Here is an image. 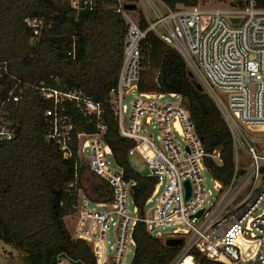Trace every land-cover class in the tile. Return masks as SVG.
Returning <instances> with one entry per match:
<instances>
[{
    "label": "built area",
    "instance_id": "built-area-1",
    "mask_svg": "<svg viewBox=\"0 0 264 264\" xmlns=\"http://www.w3.org/2000/svg\"><path fill=\"white\" fill-rule=\"evenodd\" d=\"M68 3L76 11L93 10L95 5L94 0ZM229 3L233 5L229 10H206L200 5L172 10L163 4L165 13L154 9L155 19L144 18L146 28L142 29L139 18L132 16L135 11L124 8L134 1L116 0L114 11L126 27L122 64L117 84L109 93L110 103L119 135L133 143L127 157H140L149 170L146 177L156 181L146 206L155 198L164 179L166 183L150 211L145 208L144 215H140L132 201V187L136 183L126 181L119 168L109 166L111 150L102 138L105 126L98 124L95 134L76 135L78 160L83 163L81 154L89 152L85 161L87 172L104 182L110 194V201L93 202L94 209H88L86 199L90 200L83 196L84 191L78 188L75 192L72 237L88 244L94 264H124L129 248L135 247L133 231L137 223L144 224L148 234L163 242L181 240L175 264L184 257L192 259L187 255L193 250L220 264H264V0ZM233 19L238 21L234 23ZM25 25L31 29L33 45L50 28L43 18H28ZM148 33L180 54L192 80L210 96L228 126L234 168L227 185L213 179L214 192L204 184V173L210 174L205 159L221 166L220 152L205 151L182 98L177 94L138 91L141 49ZM68 55L74 57V45ZM2 75H8L7 62H0V78ZM12 83L0 97L1 109L19 103L25 92L24 85ZM39 91L50 104L43 114L47 139L68 158L73 126L64 114L63 103L75 102L84 115L97 119L100 106L77 91L47 87H39ZM129 95L135 97L130 109L124 103ZM165 96L175 102L159 104ZM12 127L2 110L0 143L13 138ZM152 129L158 132L159 145L149 135ZM185 181L191 189L188 199ZM68 187L76 188V181ZM110 227L115 231V243L107 256L104 241ZM167 228L171 229L170 234L157 231ZM56 264L77 262L59 256Z\"/></svg>",
    "mask_w": 264,
    "mask_h": 264
},
{
    "label": "trees",
    "instance_id": "trees-1",
    "mask_svg": "<svg viewBox=\"0 0 264 264\" xmlns=\"http://www.w3.org/2000/svg\"><path fill=\"white\" fill-rule=\"evenodd\" d=\"M134 3L137 0H133ZM174 10L177 5L192 7L198 0H159ZM116 0H94L93 10H73L68 0H0V62H7L8 75L0 78V97L12 82L26 87L19 103L4 110L13 123V138L0 143V242L25 254L27 264H56L64 255L71 261L94 264L88 244L67 230L64 218L76 212V189L92 202H108L107 185L94 181L92 193L85 192L87 166L76 156V135L95 134L103 124V141L126 181H134L132 201L144 215L146 201L156 181L141 176L129 163L127 151L132 141L122 138L110 103V91L118 80L123 58L125 23L114 11ZM28 18H43L50 28L31 43ZM140 27L146 28L142 15ZM74 45V57L68 54ZM138 91L177 94L185 103L195 132L207 153L219 150L222 165L205 159L212 178L227 185L234 168L230 131L213 100L189 77L180 54L148 33L141 49ZM155 68L148 80L144 68ZM57 81V82H56ZM39 87L77 91L98 104L101 114L84 115L75 102L62 105L73 126L71 156L47 139L43 114L50 104L40 96ZM77 176L75 177V175ZM76 181V188L68 184ZM135 247L130 264H175L181 246L167 247L137 223L133 231ZM195 264H220L191 251Z\"/></svg>",
    "mask_w": 264,
    "mask_h": 264
},
{
    "label": "rangeland",
    "instance_id": "rangeland-1",
    "mask_svg": "<svg viewBox=\"0 0 264 264\" xmlns=\"http://www.w3.org/2000/svg\"><path fill=\"white\" fill-rule=\"evenodd\" d=\"M134 4L136 5V8H137L136 11L132 13V16L134 18H139V16L142 15L144 18L148 19L149 21H153L155 19L154 9H157L162 14L165 13V10L162 6L163 4L159 0H137V2ZM197 5H200L201 8L206 9V10L218 9V8L224 9V10H229L233 6L232 4L229 3V0H198ZM185 8H187V7H184L182 5H177L175 9L182 10ZM143 70L145 72H147L148 80L151 81L153 78L156 77L157 70L155 68L149 67V68H144ZM134 98H135L134 96H130V95L126 97L124 103L128 109H130L131 103H132ZM170 102H172V103L175 102V99H171L168 96H165L163 99L158 101L159 104H166V103H170ZM149 135L152 137L155 144H157V145L160 144V142L157 140V136H158L157 130L152 129L149 132ZM81 156L83 158L82 162H83V164H85L86 163L85 161L89 158V152L88 151L83 152L81 154ZM128 160H129L131 168L135 172H137L141 176H147L148 175L149 170H148L147 166L144 164V162L141 160L140 157L133 156L131 158H128ZM108 161H109V166L112 169H116V166L112 160V157H108ZM203 178H204V184H205L206 188L209 189L211 192H214L213 187H214L215 182H214L212 176L206 172V173H204ZM93 183H94V181L90 178V176L86 175V180L83 182V187H84L85 192H88L89 194L92 193L91 187H92ZM165 183H166V181L164 179L162 181L161 185L159 186V189H158V192H157L155 198H153L151 203L146 206V211H150V209L154 206L155 199H158L160 197L162 191L165 188L164 187ZM83 196H85V195H83ZM83 196H82V198H83ZM130 201H131V198H130V196H128V205H129V208L131 210L132 206H131ZM86 202H87V208L88 209H94V204L92 201H88L86 199ZM69 216L70 217L66 219V226L69 229V233L72 235L76 216H75V214L74 215L72 214ZM157 231L160 232L161 235H167V234L171 233V229H169V228L164 229V230L159 229ZM114 243H115V231H114L113 227H110L109 230L107 231L106 240L104 241V249H105V253L107 256L110 255L111 247L114 246ZM133 251H134V249L132 247H130L126 256H125L124 264H130V261H131L132 256H133ZM183 259L180 260V264L182 263ZM192 263L195 264V261H192ZM0 264H27V263L25 262V254L23 252L16 250V249L0 242Z\"/></svg>",
    "mask_w": 264,
    "mask_h": 264
},
{
    "label": "water",
    "instance_id": "water-1",
    "mask_svg": "<svg viewBox=\"0 0 264 264\" xmlns=\"http://www.w3.org/2000/svg\"><path fill=\"white\" fill-rule=\"evenodd\" d=\"M125 10L127 11H136V5L135 4H130V5H126ZM238 20L233 19L232 22L236 23ZM189 77L192 78V75L189 73ZM196 88L197 90L201 91L202 88L199 84H196ZM184 187L186 190V194H185V199H188L191 193V189H190V185L188 181L184 182ZM201 214V212H199L196 216H199ZM165 246L167 247H178L181 245V240L179 239H168L164 242ZM61 258H66L64 255L60 256ZM77 264H80L79 262H77Z\"/></svg>",
    "mask_w": 264,
    "mask_h": 264
},
{
    "label": "crops",
    "instance_id": "crops-1",
    "mask_svg": "<svg viewBox=\"0 0 264 264\" xmlns=\"http://www.w3.org/2000/svg\"><path fill=\"white\" fill-rule=\"evenodd\" d=\"M86 175H89L90 178H91L92 180L96 181V182L99 181L98 179H96L95 177H93L92 175H90L88 172L86 173ZM69 217H70V216H67V217L64 218L65 226H66V219L69 218ZM66 228H67V226H66ZM67 230L69 231L68 228H67Z\"/></svg>",
    "mask_w": 264,
    "mask_h": 264
},
{
    "label": "bare ground",
    "instance_id": "bare-ground-1",
    "mask_svg": "<svg viewBox=\"0 0 264 264\" xmlns=\"http://www.w3.org/2000/svg\"><path fill=\"white\" fill-rule=\"evenodd\" d=\"M183 259V258H182ZM179 264H180V262H179ZM181 264H193L192 263V260H190V258H186V257H184V259H183V261H182V263Z\"/></svg>",
    "mask_w": 264,
    "mask_h": 264
}]
</instances>
